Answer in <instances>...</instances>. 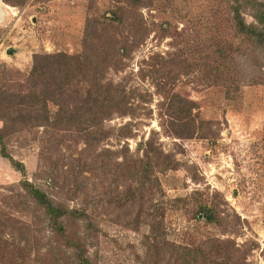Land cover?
<instances>
[{
  "label": "rangeland",
  "instance_id": "1",
  "mask_svg": "<svg viewBox=\"0 0 264 264\" xmlns=\"http://www.w3.org/2000/svg\"><path fill=\"white\" fill-rule=\"evenodd\" d=\"M1 1V84L23 92L36 54L81 52L85 34L96 28L100 51L110 56L104 81L123 85L131 96L135 115L106 119L108 134L94 148L64 132L0 120V129L8 128V150L24 163L29 180L49 190L51 173L59 183L54 196L89 215L64 222L69 237L87 247L91 263L177 264L188 243L218 263L264 264V46L241 38L225 43L235 38L233 0L222 2L217 13L193 6L189 21L181 2L167 7L168 0L149 1L126 13V23L139 24L134 30L112 23L109 12L117 4L110 0ZM213 14L223 28L208 41ZM244 14L247 23L259 24L250 9ZM203 46L211 57L198 54ZM218 48L227 49V63L217 58ZM218 66L225 68L214 70ZM176 96L196 116L199 129L190 138L177 136L172 126ZM148 139L179 165L156 173L148 183L153 190L133 195L124 168L143 158L140 144ZM21 180L0 151V233L12 244L0 264L13 258L16 264L26 242L34 248L29 264H78L75 248L25 196ZM200 206L210 208L214 220L197 214ZM218 243L228 249L214 252Z\"/></svg>",
  "mask_w": 264,
  "mask_h": 264
},
{
  "label": "trees",
  "instance_id": "2",
  "mask_svg": "<svg viewBox=\"0 0 264 264\" xmlns=\"http://www.w3.org/2000/svg\"><path fill=\"white\" fill-rule=\"evenodd\" d=\"M6 1L23 5L28 0ZM110 1L117 4V7L109 12L111 13L112 23L119 25V27L127 24L129 30H134L139 25L135 20L125 22L126 19H131L125 17L129 8L138 9L149 1L155 0ZM172 1L181 2L179 9L182 18L188 21L193 20L191 16L193 15V6L196 9L201 7L202 11L206 10L210 14L213 11L217 13L222 2L228 4L226 0H168L166 2L167 7L172 4ZM228 6L235 38L232 41L225 40V43L231 45L236 39L241 38L245 42L254 40L259 45L264 46V0H233ZM247 9L251 10L252 16L261 26L247 23L244 14ZM195 16H198V14ZM216 16V14H213L214 22L209 21L207 24L209 25L207 32L210 35L208 41L214 37H219V33L223 28ZM104 18L107 20L108 16L104 15ZM99 34V30H96V28L90 29L88 34L84 36L81 52L36 54L28 78L25 83L21 84L23 92H15L0 82V120L14 124L19 121L31 123L35 126L47 127V132H56V134L64 132L94 148V145L102 138L104 139L105 134H108L103 129L106 119L114 114L121 116L135 115V109L130 106L131 96L126 93L125 87L112 81H104L105 62L110 56H105V53L100 51L102 45L99 44ZM226 50L225 48H218L215 51L217 58H220L223 64L229 60ZM197 52L198 54L200 52L202 57L206 55L211 57L213 51L203 46L200 49L197 48ZM222 67L224 66L215 67L214 70L219 71L223 69ZM170 110L169 116L173 119L171 123L176 129L177 136L190 138L198 132L199 127L196 116L191 114L192 109L184 105L179 96L172 100ZM6 129L8 128L0 129V151L2 156L22 174L20 184L25 191V196L33 199L32 201L45 210L50 227L65 241L67 246L75 248L78 264H92L87 256V247L82 241H76L69 237L64 222L65 218L68 217L89 219V215L84 210L70 208L66 200H59L54 196L53 191L59 187V183L56 176L51 173H49V181L47 182L49 190L40 188L29 180L24 163L14 158L8 150ZM13 133H16V131ZM139 150H143V158L136 159L139 162L132 161L126 164L123 173L132 180L130 189L133 195H143L144 192L153 190L154 188L151 185L148 186V183L154 181L157 176L156 173H166L179 165L174 156L166 153L152 139L142 142ZM98 163H102V161L99 160ZM84 166L88 169L87 165ZM198 213H204L208 221L214 220L212 211L207 206H200ZM2 219L3 222L5 221L4 225L7 228V220L3 217ZM22 228V235L24 233L25 235L28 234L24 229L26 228L25 224ZM154 229H156L155 226ZM7 235L0 233V261L7 258L9 246H12ZM182 248L177 264H223L218 263L206 252L207 250H203L200 246L196 247L187 243ZM215 248L214 252L219 254L222 248L227 250L228 246L227 244L218 243ZM35 250H40V247ZM32 252H34V248L29 247L28 242H26L23 248V254L25 255H22L16 264H29ZM38 255L40 257L39 253ZM15 261L13 258L10 261L8 260L7 263L15 264Z\"/></svg>",
  "mask_w": 264,
  "mask_h": 264
},
{
  "label": "bare ground",
  "instance_id": "3",
  "mask_svg": "<svg viewBox=\"0 0 264 264\" xmlns=\"http://www.w3.org/2000/svg\"><path fill=\"white\" fill-rule=\"evenodd\" d=\"M3 2V1H2ZM6 7H9V6H6ZM4 9V6L2 5L1 1H0V15H2L4 13L3 11ZM6 9V8H5Z\"/></svg>",
  "mask_w": 264,
  "mask_h": 264
},
{
  "label": "water",
  "instance_id": "4",
  "mask_svg": "<svg viewBox=\"0 0 264 264\" xmlns=\"http://www.w3.org/2000/svg\"><path fill=\"white\" fill-rule=\"evenodd\" d=\"M1 1V0H0ZM1 3H2V1H1ZM2 5H3V3H2ZM1 16V15H0Z\"/></svg>",
  "mask_w": 264,
  "mask_h": 264
}]
</instances>
